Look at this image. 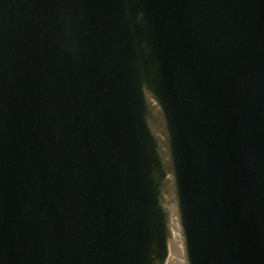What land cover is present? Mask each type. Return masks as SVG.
I'll list each match as a JSON object with an SVG mask.
<instances>
[{"label":"water","instance_id":"95a60500","mask_svg":"<svg viewBox=\"0 0 264 264\" xmlns=\"http://www.w3.org/2000/svg\"><path fill=\"white\" fill-rule=\"evenodd\" d=\"M264 264V0H0V264Z\"/></svg>","mask_w":264,"mask_h":264},{"label":"bare ground","instance_id":"6f19581e","mask_svg":"<svg viewBox=\"0 0 264 264\" xmlns=\"http://www.w3.org/2000/svg\"><path fill=\"white\" fill-rule=\"evenodd\" d=\"M174 263L179 264V261L175 259Z\"/></svg>","mask_w":264,"mask_h":264}]
</instances>
